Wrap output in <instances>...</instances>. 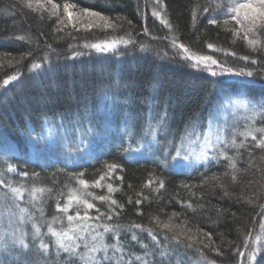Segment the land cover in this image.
<instances>
[{"label": "trees", "instance_id": "16d2710c", "mask_svg": "<svg viewBox=\"0 0 264 264\" xmlns=\"http://www.w3.org/2000/svg\"><path fill=\"white\" fill-rule=\"evenodd\" d=\"M207 2L160 0L157 7L155 0H52L61 6L75 3L76 11H100L116 26L77 31L70 23L58 25V17L49 9L38 12L24 0H0V174L14 186L23 185V198L15 204L28 208L50 246L44 253L39 240L32 242L34 230L28 222L29 249L20 256V264H47L58 259L47 229L50 223L56 230L69 227L66 217L75 215L76 203L66 214L59 212L56 204L63 206L74 193H91L86 198L100 212H106L109 204L94 196L110 195L123 204V208L112 206L119 215L111 220L88 223L123 226L119 240L113 239L114 233H107L105 242L122 245L124 259L132 254L145 257L150 264H244L248 255L243 248L245 235L259 234L264 216V149L256 147L259 133H255L257 141L242 134L264 127V75L212 76L177 55L171 41L176 38L193 52L212 55L237 71L255 73L264 68V52L252 51L242 33L233 36L230 26L236 25L230 14L213 13L211 8L203 13L197 7ZM154 11L160 15L153 16ZM212 16L218 20L215 25L209 22ZM162 19L171 27L161 23ZM225 20L231 23L225 24ZM260 37L264 40V33ZM121 39L131 43L107 52L84 47L85 43ZM207 43H213L214 49H208ZM244 56L250 59H242ZM5 80H9L7 85ZM246 80L254 83H241ZM241 90L243 95H238ZM238 98L259 109L253 122L248 125L246 119L227 114V143H221L213 153L215 158L190 170L185 165L174 166L175 152L169 145L180 146L190 131L202 132L211 121L218 122L214 117L217 106ZM85 135L82 148H88L90 155H77L74 145ZM233 139L237 147L232 146ZM41 140L49 147L45 152H41ZM241 144L243 147H238ZM111 164L117 168L109 172L107 165ZM10 167L16 172H10ZM24 171L27 177L20 175ZM106 172L100 181L103 187H95V181ZM79 179L88 181L87 189L79 185ZM109 183L116 189L111 194L106 187ZM6 191L0 185V195ZM96 208L89 210V216L97 215ZM13 211L17 219L18 209ZM80 213L84 214L82 207ZM169 221L172 231L161 227ZM134 224L151 228L156 240L147 231L128 230ZM97 231L103 233L104 229ZM133 234L137 241L131 240ZM174 235L178 241L172 239ZM247 243L255 246L252 240ZM237 247L245 251L244 259ZM59 259L60 264H69L67 253H61ZM252 264H264V252Z\"/></svg>", "mask_w": 264, "mask_h": 264}, {"label": "snow or ice", "instance_id": "6c2138e0", "mask_svg": "<svg viewBox=\"0 0 264 264\" xmlns=\"http://www.w3.org/2000/svg\"><path fill=\"white\" fill-rule=\"evenodd\" d=\"M37 5L43 6V0H35ZM47 3L50 5L51 15L58 17V25L70 23L73 28L79 31L81 28L84 30H91L93 28L97 29H105V28H115L116 26L113 24L112 19L109 16L103 15L100 11H93L90 8H80L78 11H74L77 8L75 3H63V17H61L60 3H52V0H47ZM160 0H155V6H159ZM28 7L33 6V0H27ZM202 9L203 13H208L209 9L215 13L218 10H221L223 15L230 14L231 21L235 22V27L231 29L234 37L241 36L242 39L246 42L247 46L252 49V51H261L264 52V40L261 39L260 34L264 33V0H208V2L203 5H197ZM153 16H159L160 13L154 11ZM193 20L196 19V12H192ZM117 19H120L117 17ZM209 22L211 24H217L218 20L215 16L210 18ZM161 23L165 24L169 28L171 25L166 19H162ZM225 24L230 23L229 20L224 21ZM131 22L129 21V25ZM147 31V29H145ZM131 43V40H111L105 41L103 43H85V48L95 49L100 52L107 51H115L119 44L127 45ZM173 47L176 49V54L181 55L182 59L185 61H189L191 66L196 69H203L209 72L212 76L217 75H235L242 77H253L254 75H264V68L257 69L256 72L252 70L245 71L244 69L235 70L231 67H226L224 63L218 61L212 55H200L196 52L192 51L190 46H186L184 43H177V39L173 38L171 41ZM208 49H214L213 43H207ZM145 46H141L143 50ZM216 51H220L219 48H215ZM82 53H77L76 55H81ZM235 55V53H232ZM244 60H249V56L242 57ZM256 61L252 60V64H255ZM35 67V66H34ZM218 69V71L214 70ZM15 79V77H10L9 80ZM9 80H5L4 84L7 85ZM242 84H251L254 83L253 80L242 81ZM238 95H243V90H241ZM264 107V105H261ZM166 117L161 118V123L165 121ZM255 133L260 134V139L256 143V147L264 149V127L259 128H251L248 131L244 132L242 135L247 139V137L251 136L253 141H257V136ZM154 137L155 133H151ZM86 135L82 136L79 140V143L74 145L77 151L80 150L85 144ZM218 140L223 141L222 136H218ZM38 142V141H37ZM207 142V141H206ZM227 143V141H223ZM170 148L175 152V166L177 168L182 167L180 158L182 152L187 154V150L184 149L183 143L180 146H177L175 143H171ZM232 146L237 147L235 140L232 141ZM238 147H243V144ZM128 150L125 149V152ZM194 154V153H193ZM227 158V157H226ZM235 166V162L233 161V167ZM109 172L114 171L117 168V165L111 164L107 165ZM10 172H16L15 167L9 168ZM21 176L27 177L28 172L24 171L20 173ZM33 175H36L35 173ZM83 176V173L79 174ZM108 173L106 172L104 175L100 176L99 180L95 181V187L100 188L103 187L100 181L105 179ZM122 179V178H121ZM79 185H81L84 189H87L89 186L88 181L85 179H79L77 181ZM0 185H3L4 188L8 189V191L4 192L0 195V264H20V256L24 255V250L29 249L28 239L29 232L26 230L25 225L28 222L32 223V229L34 230L31 234L32 242L35 244L37 240H39V249L44 253L49 252V244L44 242L41 226L39 223H36L33 220V216L29 214L28 208H21L19 205L15 204L16 199L23 198L24 187L14 186L11 181H6L2 174H0ZM163 187V182L160 184ZM107 191L109 194L116 191L113 188L111 183L107 184ZM39 191H44V189H40ZM91 193H86L85 195L75 196V193L72 196L68 197V202L61 206L59 202L56 204V208L59 212L68 213L69 209L72 207V204L75 202L77 205L75 215H67V221L69 227L63 230H56L51 226V223L48 226V233L54 238V246L55 252L54 256L58 259L50 260L47 264H60L61 253L68 254L69 264H133V261L137 262V264H150L149 261L145 259V257H141L139 255H128V259H124L125 253L123 251V247L120 244L109 245L105 242V234L114 233V240H119V233L123 226L119 224H92L88 223L89 220L100 221L101 219L111 220L113 215L118 216L119 212L116 208L112 206H116L118 208H123V204H118L116 200L111 199V196H94L93 199L99 200L101 202H106L109 204V208L106 212H100L99 208H96V205L90 202L86 196H91ZM227 195V193H225ZM137 204H140L141 201L137 200ZM191 207V205H188ZM83 208L84 214L81 215L80 208ZM13 208L18 209V218L17 212L13 211ZM96 208L97 215L95 217L89 216V210ZM41 216H43V210L40 209ZM261 212L264 213V205L261 206ZM175 215V214H174ZM27 217V219H25ZM55 217L53 218V222L55 221ZM74 221H78V223H73ZM261 223L259 224V234L253 235L252 232H248L245 235V243L243 248L248 250V255L245 258V251L241 250L240 247L236 248V252L239 257L244 259V264H252V262L256 261L257 255L261 252H264V216H261ZM157 223H160L159 220ZM103 227V233L97 231L98 228ZM161 227L164 229L173 230V226L171 221L162 223ZM140 229L141 231H147L149 236L153 241L156 240L155 235H153V230L151 228L145 229L141 224H134L129 227L128 230ZM180 235H184L183 232ZM210 235V234H208ZM165 239H168V236L165 235ZM172 239L178 241V236H173ZM189 239H193V237H189ZM132 241H137V235L133 234L131 236ZM248 240H252L254 245H250L247 243ZM158 244V242H157ZM147 255V245H144ZM19 248L21 252L18 254L15 252V249ZM111 248V255H109V250ZM83 249V251H81ZM219 251V249H216ZM98 253H102V255H98ZM212 264H215L213 261ZM240 264V262H238Z\"/></svg>", "mask_w": 264, "mask_h": 264}, {"label": "rangeland", "instance_id": "374dc122", "mask_svg": "<svg viewBox=\"0 0 264 264\" xmlns=\"http://www.w3.org/2000/svg\"><path fill=\"white\" fill-rule=\"evenodd\" d=\"M45 1L46 0H43V6L41 7L40 5H37L35 3V0H33V7L37 9L38 12L43 11L45 13L46 9L50 10V5ZM24 2L27 4V0H24ZM45 6H47V8H44ZM74 11L76 10L74 9ZM61 12L63 17L62 6L60 9V13ZM230 27H234V25ZM255 109L256 107L253 108L250 107L249 102L242 98L234 99L229 102L227 100H224L222 105L217 106V110L214 113V117L218 119V122L211 121L209 126L202 132L198 129H195L194 131H190V134H188L185 137V139L182 141L184 149L187 150V154H185V152H182L180 158L181 164L185 165L186 167L189 168L188 170H190V168H192V166L194 165H200V163L207 162L210 158L213 157L215 158L216 156H214L213 153L218 151L221 143L224 141V129L225 126L228 124L225 123L226 115L232 114L233 116L237 115L240 118L242 117L246 119L248 121V125H250L253 122V118L256 115H258L260 112L259 109L257 110ZM218 136H222L223 141L218 140ZM48 139L50 143L53 142L51 138L48 137ZM159 142L163 144V141H159ZM41 143H43L42 144L43 149L41 150V152H45L46 150H44V148H49V147L45 144L46 141L41 140ZM152 146L155 148L154 145ZM77 153H78L77 155H90V150L85 147L80 149ZM173 164L175 166L174 159H173Z\"/></svg>", "mask_w": 264, "mask_h": 264}]
</instances>
